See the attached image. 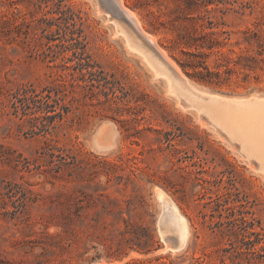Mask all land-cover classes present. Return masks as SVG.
Returning <instances> with one entry per match:
<instances>
[{"label":"rangeland","instance_id":"rangeland-1","mask_svg":"<svg viewBox=\"0 0 264 264\" xmlns=\"http://www.w3.org/2000/svg\"><path fill=\"white\" fill-rule=\"evenodd\" d=\"M176 1L122 0L175 64L172 29L152 24ZM211 1L192 16L223 23L221 52L254 70L215 85L177 67L202 91L264 97V0ZM106 14L159 58L104 0H0V264H249L225 222L241 214L264 231L263 176Z\"/></svg>","mask_w":264,"mask_h":264},{"label":"bare ground","instance_id":"bare-ground-1","mask_svg":"<svg viewBox=\"0 0 264 264\" xmlns=\"http://www.w3.org/2000/svg\"><path fill=\"white\" fill-rule=\"evenodd\" d=\"M104 1L149 47L159 54V58L145 45L131 38L122 25L107 18L106 14V20L111 21L114 34L122 38L127 50L139 56L151 69L154 77L163 79L167 92L177 99L182 108L194 110L198 116L202 115L206 118L207 121L202 119L203 121L210 122L221 129L226 139L236 144L239 152L252 162L254 169L264 178V97L259 98L255 95L227 97L198 89L157 46L154 38L143 30L136 15L122 4V0ZM182 226L184 230H181L182 237L175 238L176 242L177 239L180 240L178 245L181 248L185 245L184 232L186 231L185 224Z\"/></svg>","mask_w":264,"mask_h":264},{"label":"trees","instance_id":"trees-1","mask_svg":"<svg viewBox=\"0 0 264 264\" xmlns=\"http://www.w3.org/2000/svg\"><path fill=\"white\" fill-rule=\"evenodd\" d=\"M212 4L211 0H177L174 9L162 12L155 17V24L152 27L157 30L159 27L169 26L173 31V38L167 48L175 52L172 55L174 61L181 71L189 78L198 82L221 85L230 81L232 74L237 70L253 71L254 67L248 64V57L236 56L231 58L221 52L222 42L227 38L220 39L225 30L217 31L223 23L214 22L208 13L198 15L194 18L191 11L195 8H207ZM218 34V35H217ZM210 61V62H209ZM89 65V64H85ZM65 84L60 87L65 90ZM29 90L22 92V108L29 109L30 103H34L31 96L27 95ZM44 95V110L50 111L49 100L51 90ZM57 96V93H56ZM56 97L54 102L59 101ZM67 111V107L63 106ZM226 230L235 237L236 245L230 242L231 249L235 256H242L248 260L262 259L264 261V231H257L253 222H247L240 214L232 220L225 222ZM223 225V223H220ZM259 246L257 250L256 247ZM242 264V263H237ZM252 264H255L254 262Z\"/></svg>","mask_w":264,"mask_h":264},{"label":"water","instance_id":"water-1","mask_svg":"<svg viewBox=\"0 0 264 264\" xmlns=\"http://www.w3.org/2000/svg\"><path fill=\"white\" fill-rule=\"evenodd\" d=\"M116 15V14H115ZM117 18H120L119 16L116 15ZM220 95V94H219ZM223 96V95H222ZM181 247L178 245V244H173L171 247H170V250L172 251H176V250H179Z\"/></svg>","mask_w":264,"mask_h":264}]
</instances>
